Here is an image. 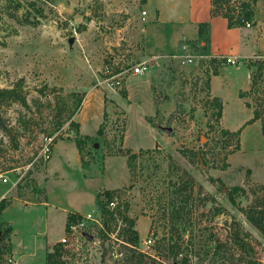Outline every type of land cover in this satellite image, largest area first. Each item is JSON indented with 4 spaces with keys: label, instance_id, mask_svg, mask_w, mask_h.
<instances>
[{
    "label": "rangeland",
    "instance_id": "rangeland-1",
    "mask_svg": "<svg viewBox=\"0 0 264 264\" xmlns=\"http://www.w3.org/2000/svg\"><path fill=\"white\" fill-rule=\"evenodd\" d=\"M144 2L0 0V89L20 83V95L28 105L1 100L0 171L22 172L50 131L55 135L53 146L82 136L69 126L66 107L84 94L77 114L84 106L89 110L83 130L91 134V140L83 147V169L96 166L100 170L106 157H126L114 154L122 134L125 149L150 152L138 157L128 169L129 183L114 193L127 205L126 215L135 222V250L122 241V228L111 221L102 231L109 236L94 229L93 242L84 254L80 258L66 256V264H130V256L138 253L165 264H236L237 250L230 240L234 229L248 234L254 256L264 263V236L242 212L251 202L252 188L264 183L260 124L246 126L238 140L220 133V129L237 130L251 117L252 110L244 102L253 104V97L239 98L236 86H230L223 117L216 120V109L210 105L211 69L204 63L208 57L191 44H186L191 47L189 52L184 51L186 40L173 43L167 27L144 20ZM71 38L74 41L69 44ZM263 53L264 49L253 61L264 60ZM189 55L192 62L183 64ZM126 63L142 64L146 69L136 76L128 72L117 87L110 71ZM128 76L126 100L116 93ZM224 78L239 80V88L250 86V75L246 83L242 69H228ZM104 110L107 116L103 120ZM102 121L103 135L97 136ZM197 153H205L206 165L196 158ZM108 165H116L114 177L119 161L109 160ZM65 174L61 185H82L74 167ZM28 175L13 188V194L21 202H40L44 196L32 189ZM233 186L246 191L235 196V204L227 197ZM10 189L11 184L0 181V195ZM14 207L12 217L21 241L18 246L24 244L35 251L34 256L21 260L44 264V242L35 235L44 226L39 208L24 207L20 213ZM0 225L3 233L6 227ZM219 241L223 245L215 252ZM0 250V264H4L10 250Z\"/></svg>",
    "mask_w": 264,
    "mask_h": 264
},
{
    "label": "crops",
    "instance_id": "crops-1",
    "mask_svg": "<svg viewBox=\"0 0 264 264\" xmlns=\"http://www.w3.org/2000/svg\"><path fill=\"white\" fill-rule=\"evenodd\" d=\"M247 1H253L254 16L250 21L251 26L249 28L244 26L230 29L227 28L226 19L221 15L211 16L210 0H145L143 5L146 12L145 20L152 22L154 26L167 27L170 30V39L173 43L180 40H197L198 25L200 23H208L209 44L205 49L206 56L215 58L231 57L238 62L236 65L220 62L221 65H224L218 69V75L211 76L209 80L211 98L217 97L222 103V117L226 95L230 91V86H236L235 94L237 97L240 91L248 90L244 84H242V88H239L241 86L239 80L234 81L224 78L226 70L231 69L233 72L240 69L244 70L247 79L246 83H248L251 69L248 68L247 62L254 59L264 49V0ZM128 78L129 76L122 84V89L126 92V100L128 99V92L125 88V82ZM116 95H119V93H116ZM82 109V113L77 114L74 121L79 124L81 135L91 137V134L85 133L83 130L84 125L88 123L87 112L89 110L87 111L85 106ZM156 144L159 143L157 142ZM122 149H125L123 145ZM138 150L132 151L136 152ZM113 159L119 161V170L114 172V177L112 170L116 169L114 167L116 165H108V161ZM103 163V167L100 170L96 166L93 169L92 166L83 169L74 140H61L54 144L51 159L40 169L42 171L39 172L40 170L33 169L28 173L32 189L36 188V190L40 191L44 196L43 200L38 203L35 201L21 202L13 194V188L18 186V183L16 186H13L12 182L5 183L11 184V189L1 194L0 200L3 198L8 199L9 197L11 199H8L9 204L0 214V222L4 223L6 228H9L10 254L16 259L18 264H34L31 261L25 262L21 259L22 257L34 256L35 251L29 246L25 247L24 244L21 247L18 246L21 241L17 239L18 231L12 217L13 206H15L14 209L18 208L20 213H22L24 207L39 208L44 226L40 231L35 232V235L41 236L43 239L46 254L64 235L66 219L69 213L86 215L94 212V209L97 210L95 199L98 192L102 190H117L129 183L130 176L126 165V157H106ZM71 167L76 169L78 179L83 182L82 185H73L68 188L60 183L66 180L65 177L67 175L65 173L70 171ZM118 172L119 175H116ZM91 183L97 184L92 185ZM53 184L56 185L54 186ZM35 204L38 205L35 206ZM0 229H3L2 225H0ZM18 241L19 243H17Z\"/></svg>",
    "mask_w": 264,
    "mask_h": 264
},
{
    "label": "trees",
    "instance_id": "trees-1",
    "mask_svg": "<svg viewBox=\"0 0 264 264\" xmlns=\"http://www.w3.org/2000/svg\"><path fill=\"white\" fill-rule=\"evenodd\" d=\"M211 1V16L221 15L227 22V28H242L245 24L250 23L253 19L254 12H253V1L247 0H210ZM17 6H19L17 4ZM208 23H200L198 25V39L194 41H184L185 44H191L197 48L198 51L203 56H206L205 49L209 44V37H208ZM208 57L207 60L204 61L206 65L211 69L210 75L217 76L218 75V67L220 61L217 60L215 57L206 56ZM264 57V53H263ZM255 59V58H254ZM249 60L247 62L248 68L251 69L250 74V86L246 91H240L238 96L239 98H246L248 96L253 97V104L245 101L244 106L248 109H251V117L245 121L237 130L230 131L228 129H220L221 137L227 139H236L238 140L241 131L246 127L255 122H259L260 124V133L264 137V60L253 61ZM238 62H236L237 64ZM235 64V65H236ZM252 68H255V71H252ZM21 85L20 83H16L11 88L7 89H0V103L1 100H10V101H18L22 106L28 108L26 100L23 96L20 95ZM119 95L123 98H126V92L124 89L119 90ZM84 94L74 100L70 107H66L67 111L69 112L68 120L69 126L74 128L78 133L79 124L75 123L72 120V117L77 114L81 103L83 101ZM210 105L216 109L215 118L219 120L222 117V103L219 98L213 97L210 99ZM107 113L104 110L103 112V120L106 118ZM150 123V122H149ZM61 124H59L60 126ZM58 126V128H59ZM104 123L99 125L96 134L97 136L103 135ZM125 129L122 131L124 133ZM54 131H50L47 133L46 137L53 136ZM124 134L118 137V145L120 147L116 152L115 155L124 154L126 156V165L128 169L135 164L136 160L139 156H142L146 153H149V149H139L138 152H133L130 149H122ZM91 140V137L88 135L78 136L75 139V146L77 148L78 154L80 159L83 163V147L84 145ZM55 141V137L53 142ZM196 158H198L202 165H206V157L205 153H197ZM227 164H223L222 168H226ZM178 190H181L179 188ZM40 192V191H39ZM116 190H102L96 194L95 205L97 210L101 213V216L104 220V224L108 228V224L111 221H114L112 218V212L109 211L107 205L109 201L113 198L114 193ZM246 191L241 186H233L227 191L228 200L235 204V196L245 195ZM36 202V201H35ZM37 201L36 203H38ZM9 204L8 199L3 198L0 200V214ZM125 212L127 211V205H124ZM246 220L261 234L264 236V183L256 184L252 188V199L249 205L245 209L242 210ZM79 217L78 214L69 213L67 215L66 224H65V231L68 228L70 222L74 220L75 217ZM122 220L125 223V228L122 229V241L131 245V250H135L137 242H138V234L136 231L133 230L134 227V220L129 218L127 215L123 214ZM101 233H103L101 231ZM106 235V233H103ZM124 234V235H123ZM9 228L2 233V237L6 239L5 244L2 245V250H10L9 246ZM107 236V235H106ZM230 240L233 246L236 248L237 253L236 256V264H264L259 259L254 256V249L251 246L250 241L248 240V234L243 232L239 229H234L232 233H230ZM223 243L220 241L215 245V252H218L221 249ZM172 250V249H171ZM63 247L58 242L55 243L50 250L45 254L44 264H65L62 260L63 256ZM148 259V262H145V259ZM134 260V261H133ZM130 264H165L163 262H157L153 257H150L143 253H138L137 255L130 256L129 260ZM179 264V263H176ZM180 264H185V262H181Z\"/></svg>",
    "mask_w": 264,
    "mask_h": 264
},
{
    "label": "built area",
    "instance_id": "built-area-1",
    "mask_svg": "<svg viewBox=\"0 0 264 264\" xmlns=\"http://www.w3.org/2000/svg\"><path fill=\"white\" fill-rule=\"evenodd\" d=\"M146 12L143 10L141 12L142 18L145 20ZM251 26L250 23L245 24V27L249 28ZM189 45L184 44L182 46V49L186 52H189ZM193 59V56L189 55L183 61V64L191 63ZM217 60H219L221 63H227L230 65H235L236 60L231 57H217ZM131 63H126V65L123 67H119L118 70L110 71V76L113 80H115V85L117 87L121 85V80L124 78L128 72L131 75H137L142 74L146 67L142 64L137 65H130ZM117 65V64H116ZM110 70H112V67H109ZM55 135L51 137H44L43 141L40 145V149L37 151L35 155L32 156L28 164L23 167V171H17L16 169H10L5 172L0 171V181L2 183L12 182L13 186H16L17 183H19L23 177L28 174L30 171L34 169L36 165H43L47 163L52 155V147H53V139ZM14 172H16L14 174ZM7 174H10L9 176ZM13 179V181H12ZM107 208L110 212H112V218L114 222L118 225L119 228H125V223L122 220L123 214L126 215V212L124 210V205L122 203V200L117 196L113 195V198L109 201ZM106 225L104 224V220L101 216V213L96 210L94 212L88 213L86 215H80L79 217H75L72 222L69 223L67 230L65 231L64 235L59 239V243L63 247V256L62 260L66 264V256H72L76 258H80L84 252L85 248L88 244L93 242V231L94 229H97L98 231L105 232ZM2 230L0 229V247H2ZM108 235V234H107ZM109 236V235H108ZM88 237H91L89 240ZM147 244L151 243V239L149 238L146 241ZM1 251V250H0ZM85 258V255L83 256ZM4 264H18L16 259L11 255L7 254L4 257Z\"/></svg>",
    "mask_w": 264,
    "mask_h": 264
},
{
    "label": "water",
    "instance_id": "water-1",
    "mask_svg": "<svg viewBox=\"0 0 264 264\" xmlns=\"http://www.w3.org/2000/svg\"><path fill=\"white\" fill-rule=\"evenodd\" d=\"M73 41H74V38L69 39V44H71ZM88 239L90 240L91 237H88Z\"/></svg>",
    "mask_w": 264,
    "mask_h": 264
}]
</instances>
